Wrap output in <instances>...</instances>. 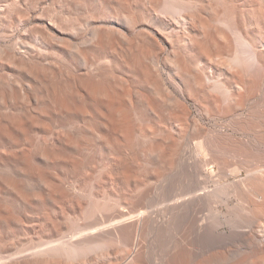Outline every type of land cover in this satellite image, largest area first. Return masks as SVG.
I'll list each match as a JSON object with an SVG mask.
<instances>
[{
    "label": "bare ground",
    "instance_id": "6f19581e",
    "mask_svg": "<svg viewBox=\"0 0 264 264\" xmlns=\"http://www.w3.org/2000/svg\"><path fill=\"white\" fill-rule=\"evenodd\" d=\"M0 264H264V0H0Z\"/></svg>",
    "mask_w": 264,
    "mask_h": 264
}]
</instances>
